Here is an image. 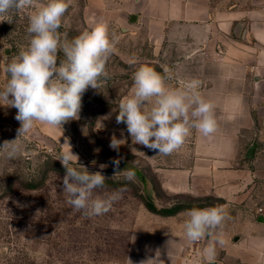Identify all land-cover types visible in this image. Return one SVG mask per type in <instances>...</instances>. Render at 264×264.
I'll use <instances>...</instances> for the list:
<instances>
[{"label": "crops", "instance_id": "0c3cea01", "mask_svg": "<svg viewBox=\"0 0 264 264\" xmlns=\"http://www.w3.org/2000/svg\"><path fill=\"white\" fill-rule=\"evenodd\" d=\"M92 9L112 13L129 30H144L157 49L166 40L187 49V59L177 65L198 62L195 80L215 105L217 131L203 137L194 130L191 166L140 179L158 209L181 199L217 198L229 216L225 244L210 261L203 252L209 238L189 243L185 236L193 208L168 215L142 202L134 218L118 224L123 229L114 246L102 249L95 264H141L156 256L163 264H264V0H90L91 18ZM255 141V157L247 158ZM161 194L176 198L166 202Z\"/></svg>", "mask_w": 264, "mask_h": 264}, {"label": "rangeland", "instance_id": "374dc122", "mask_svg": "<svg viewBox=\"0 0 264 264\" xmlns=\"http://www.w3.org/2000/svg\"><path fill=\"white\" fill-rule=\"evenodd\" d=\"M46 2L34 0L32 7L13 13L10 23L0 21V88L8 79L5 66L29 43L26 30L30 15ZM88 6L90 0H71L62 18L61 39L70 41L95 21L106 20L110 32L119 37L106 63L109 78L98 90L91 87L86 90L78 119L62 127L36 122L19 137L21 152L15 158H8L7 152L0 149V264H95L102 249L108 251L114 246L115 234L123 229L118 224L134 218L142 202L150 200L140 175L154 179L159 169L189 167L194 163V129L179 150L160 155L158 150L132 144L126 124L116 123V111L120 101L131 94L133 73L140 64H147L161 74L165 67L169 68L168 86L181 88L199 74L198 62L177 65L187 59V49L170 40L157 49L144 30H129L112 13L92 9V18L88 17ZM59 58H64L62 52ZM132 58L137 61L135 65L129 63ZM16 114V108L0 105V147L17 138L20 122L15 119ZM113 136L125 140L118 151L110 147ZM65 140L79 158L73 160V167L82 170L80 164L89 172L102 171L105 175L104 187L96 189L94 196L120 194L107 213L88 216L68 203L62 187L65 169L60 163L62 154L70 151ZM115 160L120 161L118 169ZM100 165L106 167L101 170ZM128 170L135 171L134 181L126 179ZM161 196L166 202L176 198ZM180 202L177 205L193 207L211 202L216 206L221 201L209 198Z\"/></svg>", "mask_w": 264, "mask_h": 264}, {"label": "clouds", "instance_id": "9594fccd", "mask_svg": "<svg viewBox=\"0 0 264 264\" xmlns=\"http://www.w3.org/2000/svg\"><path fill=\"white\" fill-rule=\"evenodd\" d=\"M70 4L71 0H47L36 8L26 30L30 37L27 47L21 48L5 66L8 79L0 88V105L16 108L15 119L20 122L17 138L5 141L0 147L10 159L21 152L19 137L28 133L36 122L62 127L78 119L86 90L89 87L98 90L109 78L106 63L119 37L110 32L106 20L99 19L70 41L62 40L59 30ZM33 5L34 0H0V18H6L0 21L10 23L13 13ZM61 52L63 59L59 58ZM129 63L135 65L137 61L132 58ZM163 73L147 64L136 68L131 94L118 105L116 123L126 124L132 144L167 156L183 146L193 129L209 137L217 131L218 123L215 105L200 93L198 80L186 82L181 88H171L167 84L171 79L170 69L165 67ZM124 143L125 140L113 136L110 147L118 151ZM78 159L71 148L60 158L65 169L62 187L68 203L88 216L103 215L120 194L94 196L96 189L104 187L106 177L102 171L89 172L80 164L82 170L73 167V160ZM119 163L114 161L117 169ZM104 167L100 165L101 170ZM126 179L134 181L135 171L128 170ZM187 215L189 219L184 225L187 241L194 243L208 237L209 244L203 252L210 261L214 260L217 247L225 244L222 228L229 218L225 206L193 208ZM150 260L163 264L157 256L141 264H148Z\"/></svg>", "mask_w": 264, "mask_h": 264}, {"label": "trees", "instance_id": "16d2710c", "mask_svg": "<svg viewBox=\"0 0 264 264\" xmlns=\"http://www.w3.org/2000/svg\"><path fill=\"white\" fill-rule=\"evenodd\" d=\"M146 205H147V207L150 209V210H152V211H154V212H157V213H162V214H174V213H176L178 210H180V209H182V208H184L185 206H183V205H177V206H174V207H171V208H167V209H158L155 205H154V203L152 202V201H150V200H147L146 202ZM203 206H193V207H191V208H202Z\"/></svg>", "mask_w": 264, "mask_h": 264}, {"label": "water", "instance_id": "95a60500", "mask_svg": "<svg viewBox=\"0 0 264 264\" xmlns=\"http://www.w3.org/2000/svg\"><path fill=\"white\" fill-rule=\"evenodd\" d=\"M258 143L255 141L252 143V145H250L247 153H246V157L247 158H254L255 157V154H256V150L258 148Z\"/></svg>", "mask_w": 264, "mask_h": 264}]
</instances>
